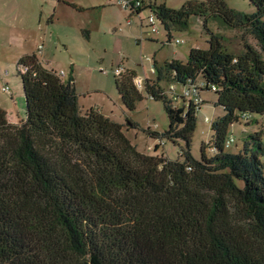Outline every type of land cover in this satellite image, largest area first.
<instances>
[{
    "label": "trees",
    "instance_id": "trees-1",
    "mask_svg": "<svg viewBox=\"0 0 264 264\" xmlns=\"http://www.w3.org/2000/svg\"><path fill=\"white\" fill-rule=\"evenodd\" d=\"M247 1L254 11L225 0L178 8L142 0L129 10H148L168 41L198 17L205 28L216 19L237 31L242 43L232 52L210 33L208 46L192 47L185 60H153L154 77L140 85L133 70L114 73L126 111L145 95L163 104L168 127L146 130L156 140L148 152L125 134L136 127L128 117L125 126L95 107L83 112L72 76L62 80L34 53L18 57L24 114L11 122L0 106V264H264L262 133L246 134L236 154L225 147L230 126L257 124L264 114V0ZM190 84L199 109L168 91ZM204 92L223 114L195 158L190 142ZM165 140L183 142L175 159Z\"/></svg>",
    "mask_w": 264,
    "mask_h": 264
},
{
    "label": "rangeland",
    "instance_id": "rangeland-1",
    "mask_svg": "<svg viewBox=\"0 0 264 264\" xmlns=\"http://www.w3.org/2000/svg\"><path fill=\"white\" fill-rule=\"evenodd\" d=\"M81 7L76 11L67 5H56L46 2L51 11L57 10L61 20L55 21L48 32H40L36 36L37 44H33L34 36L27 35L25 41H17V36L9 29L5 34L0 24V105L6 111L11 122H18L24 114V97L16 61L22 54L34 53L43 65L57 72L63 71L62 80H66L71 72V63L75 66L73 74L79 104L82 111L91 107L99 109L113 120L129 125L126 117L136 124L125 131L127 137L141 152H148L156 140L150 138L146 130L163 132L168 127V117L162 102L148 98L146 95L136 104L134 111H126L119 100L114 85V69L133 70L138 79L153 78L152 63L155 60L162 64L166 60L177 58L185 60L192 47L206 48L210 33L224 37L225 47L232 52L241 50L242 43L238 32L212 19L207 22L198 17L190 19L186 30H173L172 38L167 40L166 31L159 24L158 33H150L149 28L141 27L140 18L148 15L145 10L141 15L130 13L119 5L108 0H71ZM230 8L243 12H252L255 7L247 0H225ZM184 0H154L156 5L165 3L167 7L178 8ZM88 25L91 33L85 35L78 29V23ZM7 22H10L7 20ZM144 23H147L146 19ZM81 27V26H80ZM180 40L176 43L175 40ZM168 79V78H167ZM166 82V81H165ZM7 85L9 92H2L1 87ZM205 103L196 115L195 129L191 136L190 153L200 157L202 143H208L211 137L210 123L221 116V107L215 106V95L212 92L202 94ZM4 101V102H2ZM257 124H248L240 119L230 126L228 136L234 142L226 149L236 154L242 148L246 134L260 131V141L264 149V114L255 115ZM209 119L208 122L204 118ZM178 145L165 140L163 147L169 159L177 157ZM211 155L212 151L207 150ZM264 166V155L261 157Z\"/></svg>",
    "mask_w": 264,
    "mask_h": 264
},
{
    "label": "crops",
    "instance_id": "crops-1",
    "mask_svg": "<svg viewBox=\"0 0 264 264\" xmlns=\"http://www.w3.org/2000/svg\"><path fill=\"white\" fill-rule=\"evenodd\" d=\"M151 1L154 2V0H145L146 3ZM46 2L55 3L56 5H67L76 11L81 10V7L76 6L71 0H0V24L1 30L4 29L3 33L5 34L6 28L11 30V32L17 36L16 40L19 42L25 41L26 39L23 37L27 35L34 36L33 44L36 45L38 41L36 36L39 31L47 33L48 29L55 21L61 20V17L57 15V10L51 11V7L46 5ZM7 20L10 22H7ZM78 24L77 28L80 29L82 33L85 35L91 33L90 29H87L88 25L85 21L82 22L81 25L80 23ZM71 64L69 76L73 77L76 69L74 64ZM59 72L63 71L61 70Z\"/></svg>",
    "mask_w": 264,
    "mask_h": 264
},
{
    "label": "built area",
    "instance_id": "built-area-1",
    "mask_svg": "<svg viewBox=\"0 0 264 264\" xmlns=\"http://www.w3.org/2000/svg\"><path fill=\"white\" fill-rule=\"evenodd\" d=\"M112 1L115 4L119 5L123 9H132V8H137L141 5L142 0H108ZM147 25L149 28L150 33L157 34L158 33V26L155 22V17L154 15L150 14L147 17ZM176 43H179L180 40H175ZM122 71L121 68L117 67L114 69V73L119 74ZM59 75L63 76V72H58ZM137 85H140L141 79L136 78L135 80ZM201 86V84H200ZM2 92L8 93L9 92V87L7 85H4L1 87ZM169 93H173L174 96H182L186 100H191L195 106L196 109L200 108V105L202 103V97L199 94L198 86L197 85H192L190 84L188 87H180L176 88L174 85L169 86ZM204 121H208L207 118L204 119ZM234 142L233 137H228V139L225 142V147H229L232 143Z\"/></svg>",
    "mask_w": 264,
    "mask_h": 264
}]
</instances>
